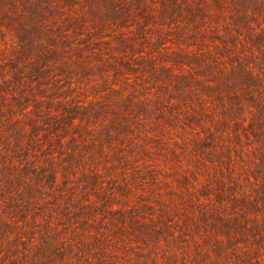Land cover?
Masks as SVG:
<instances>
[{"label":"rangeland","instance_id":"rangeland-1","mask_svg":"<svg viewBox=\"0 0 264 264\" xmlns=\"http://www.w3.org/2000/svg\"><path fill=\"white\" fill-rule=\"evenodd\" d=\"M0 264H264V0H0Z\"/></svg>","mask_w":264,"mask_h":264}]
</instances>
